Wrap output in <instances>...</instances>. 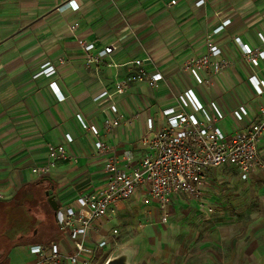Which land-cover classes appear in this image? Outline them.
<instances>
[{"label":"crops","instance_id":"crops-1","mask_svg":"<svg viewBox=\"0 0 264 264\" xmlns=\"http://www.w3.org/2000/svg\"><path fill=\"white\" fill-rule=\"evenodd\" d=\"M66 1L0 0V199L12 197L20 187L41 177L52 179L54 185L55 180L64 178L65 185L54 186L52 194L58 205L73 206L78 192L92 190L102 183L104 159L95 154L93 139L90 142L84 137L82 131L88 132L75 117L79 113L87 123L101 128L103 110L109 104L105 98L95 99L102 90L112 94L119 112L125 115L120 125L104 138L108 145L115 147L118 155L130 151L135 158H140L144 153L140 139L146 131L145 119L153 116L155 126L161 125L163 120L158 118L159 112L172 104V94L188 87L195 90L204 104L214 101L219 106L224 113L219 125L227 134L245 129L250 122L258 120L262 97L255 95L247 78L255 74L264 80V62L256 67L246 64L233 39L238 37L240 42L264 50L257 38V33L264 34V0H188L185 12L190 23L184 33L189 28L191 32L188 43L175 48L180 50L189 45L183 57H180L183 51L176 55L174 51L170 53L161 42L164 34H160L162 24L168 21L169 11L177 13L174 9L184 0H176L171 7L165 6L169 0H159L167 10H158L159 37L149 31L150 35L139 40L136 23L128 19L131 31L119 19L122 11L128 13L134 0H76L81 7L76 11L70 10ZM225 21H228L226 25ZM74 24L77 26L71 29ZM220 26L223 27L213 35V42L230 64L213 75L208 86L197 85L182 69V64L189 57L203 54L205 34ZM78 40L93 44V49L85 52ZM110 43L115 45L111 56L88 66L84 64L89 55ZM194 46L200 49L197 54ZM147 55L154 63L144 61V69L148 73L155 69L160 71L165 81L159 82L157 89L141 82L133 84L123 96L113 94L114 80L134 73L136 67L131 61ZM46 66L53 67L54 72H44ZM52 81L58 85L64 100L54 98L48 86ZM239 105L249 109V115L242 122L235 121L231 115ZM64 134H70L73 139L68 150L78 155L77 162L59 161L48 175L34 174L31 168L47 158V145L63 143ZM152 134L147 135L151 137ZM258 150L264 159V135ZM86 179L89 182L76 189V185ZM123 204L119 205L117 217L124 210ZM58 234L57 238L42 243L58 241L59 231ZM30 245L33 244L27 246ZM30 255L34 262L35 257Z\"/></svg>","mask_w":264,"mask_h":264},{"label":"built area","instance_id":"built-area-1","mask_svg":"<svg viewBox=\"0 0 264 264\" xmlns=\"http://www.w3.org/2000/svg\"><path fill=\"white\" fill-rule=\"evenodd\" d=\"M176 0H169L165 6L171 7ZM65 5L72 11L78 10L76 0H67ZM225 25L228 21L224 22ZM77 25L74 24L71 29ZM223 26L206 33L204 36L205 52L199 56L187 58L182 69L197 85L208 86L211 77L224 71L230 64L221 56L220 49L213 42V35L219 33ZM261 45L264 34L257 33ZM243 61L251 67L264 62V50L251 47L235 37ZM85 52L93 49V44L78 40ZM115 51L114 43L104 46L97 53L89 55L85 65L98 63ZM154 63L147 55L144 59H134L131 64L136 71L113 82L114 93L123 96L135 83L144 82L151 89H157L158 83L165 81L164 75L153 70L147 72L143 62ZM44 72L53 73V67H44ZM247 81L255 95L262 97L258 107V120L252 121L242 130L227 134L219 123L224 118L223 111L214 101L203 103L191 87L172 94V104L163 108L158 115L162 124L155 126V117L145 119V134L140 139L144 153L135 158L130 151L118 155L115 147L105 142V136L120 125L125 118L119 112V105L112 100V94L102 90L95 99L105 98L109 104L103 110L102 127L87 123L81 114L76 120L81 128L93 139L96 155L103 157L104 176L102 183L92 190L78 192L74 196V205H58L54 211V223L59 231L58 241L33 244L28 251L35 257L33 264H96L111 249L117 246V228L110 231L105 225L117 218L119 205L129 199L134 191L144 186L147 197L144 202L154 201L159 210L165 211L174 195H184L194 203H200L203 195V183L209 172L223 164H231L241 180H247L256 169L264 168V159L259 155V143L264 135V80L255 74ZM49 89L56 100H64L55 81L49 83ZM237 122H242L249 115L245 105H239L231 111ZM136 117V115L134 116ZM148 133H153L148 137ZM73 139L64 134V142L47 145L46 160L31 168L39 176L48 175L59 161L77 162L78 155L69 152Z\"/></svg>","mask_w":264,"mask_h":264},{"label":"rangeland","instance_id":"rangeland-1","mask_svg":"<svg viewBox=\"0 0 264 264\" xmlns=\"http://www.w3.org/2000/svg\"><path fill=\"white\" fill-rule=\"evenodd\" d=\"M185 5L189 6L188 0L174 9L177 13L171 11L174 15L169 11L161 34L157 14L164 9L162 1L134 0L128 13L122 11L119 19L127 29L129 20L136 23L138 40L151 33L155 37L164 34L161 42L170 53L183 51L180 56L183 57L189 45L182 50L175 48L188 43L191 32L189 28L184 33L190 23ZM182 7L185 8L178 12ZM198 50L196 47L195 54ZM82 133L92 141L88 133ZM65 182L64 178L55 180L56 188ZM145 197L144 186L138 187L122 202L125 207L120 215L105 225L107 231L118 229L117 246L136 238L145 240V250L136 264H264V168L258 169L248 181L241 180L231 164L214 168L204 180L200 203L174 195L166 212L159 210L154 201L144 202ZM35 210L31 213L37 221L41 220L43 213ZM109 253L96 264H103ZM32 259L28 246L19 244L9 250L7 264H31Z\"/></svg>","mask_w":264,"mask_h":264},{"label":"trees","instance_id":"trees-1","mask_svg":"<svg viewBox=\"0 0 264 264\" xmlns=\"http://www.w3.org/2000/svg\"><path fill=\"white\" fill-rule=\"evenodd\" d=\"M54 186L52 179L41 177L20 187L12 197L0 199V264H6L9 250L16 245L42 243L59 236L45 195ZM35 209L43 213V219L37 221L31 213Z\"/></svg>","mask_w":264,"mask_h":264},{"label":"water","instance_id":"water-1","mask_svg":"<svg viewBox=\"0 0 264 264\" xmlns=\"http://www.w3.org/2000/svg\"><path fill=\"white\" fill-rule=\"evenodd\" d=\"M89 182V179L83 180L76 185V189H80ZM47 201L54 211L58 207V203L52 194V188L45 192ZM145 250V240L143 238H136L134 240L118 245L112 250L103 264H136Z\"/></svg>","mask_w":264,"mask_h":264}]
</instances>
